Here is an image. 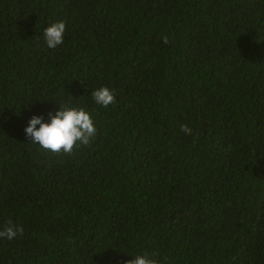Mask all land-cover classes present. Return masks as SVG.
Returning <instances> with one entry per match:
<instances>
[{
  "label": "trees",
  "instance_id": "obj_1",
  "mask_svg": "<svg viewBox=\"0 0 264 264\" xmlns=\"http://www.w3.org/2000/svg\"><path fill=\"white\" fill-rule=\"evenodd\" d=\"M55 103L90 113L87 145L26 139ZM8 223L22 234L0 237V264H264V0H0Z\"/></svg>",
  "mask_w": 264,
  "mask_h": 264
},
{
  "label": "clouds",
  "instance_id": "obj_2",
  "mask_svg": "<svg viewBox=\"0 0 264 264\" xmlns=\"http://www.w3.org/2000/svg\"><path fill=\"white\" fill-rule=\"evenodd\" d=\"M64 32L63 20L50 22L42 29L44 45L55 49L63 43ZM162 41L168 42L166 37H162ZM90 96L102 108L114 102L112 90L104 85L92 89ZM55 105L57 107L28 116L22 129L26 139L53 153H71L74 145H87L96 134V125L90 113L83 106L63 103ZM180 130L185 135L192 132L184 124L180 125ZM21 234L22 228L19 225L8 223L0 228V237L5 240H14ZM124 264H162V261L147 254H137L125 260Z\"/></svg>",
  "mask_w": 264,
  "mask_h": 264
}]
</instances>
